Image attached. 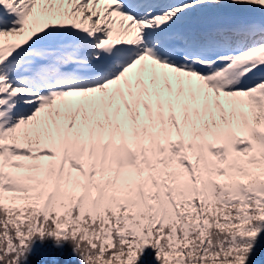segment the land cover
<instances>
[{
	"label": "snow or ice",
	"instance_id": "1",
	"mask_svg": "<svg viewBox=\"0 0 264 264\" xmlns=\"http://www.w3.org/2000/svg\"><path fill=\"white\" fill-rule=\"evenodd\" d=\"M0 264H264V0H0Z\"/></svg>",
	"mask_w": 264,
	"mask_h": 264
}]
</instances>
